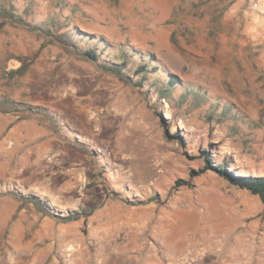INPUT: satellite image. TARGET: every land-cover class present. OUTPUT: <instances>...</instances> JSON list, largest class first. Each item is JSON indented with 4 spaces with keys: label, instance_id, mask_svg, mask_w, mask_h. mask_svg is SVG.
Segmentation results:
<instances>
[{
    "label": "rangeland",
    "instance_id": "rangeland-1",
    "mask_svg": "<svg viewBox=\"0 0 264 264\" xmlns=\"http://www.w3.org/2000/svg\"><path fill=\"white\" fill-rule=\"evenodd\" d=\"M250 1L0 0L20 18L0 15V98L50 114L0 110V264L264 257L263 203L208 167L264 175V19ZM51 16L57 29H33ZM97 36L126 51L124 78L71 43ZM31 118L55 129L50 153L7 139ZM18 162L47 174L9 173Z\"/></svg>",
    "mask_w": 264,
    "mask_h": 264
},
{
    "label": "trees",
    "instance_id": "trees-1",
    "mask_svg": "<svg viewBox=\"0 0 264 264\" xmlns=\"http://www.w3.org/2000/svg\"><path fill=\"white\" fill-rule=\"evenodd\" d=\"M13 5L11 4L9 7H6L4 4H0V15L1 16H8L10 19L14 20H20L19 17H16L12 11ZM55 20L53 19V16L50 17L49 21H45V26H36L33 29L41 30L43 32H50L51 28L55 27ZM57 29V28H56ZM80 32V31H79ZM61 36L64 37V34ZM97 40H95L93 43H87L85 41L80 45L81 41H75L71 42L72 45L76 47V50L79 54H81L83 57L93 60L95 62H99L101 66L105 69L110 70L111 72L119 75L121 78H124V72L123 68L125 66V58L124 53L125 50H122L120 47H116L115 44H110L109 42H106L105 39H103L100 36H97ZM79 42V43H78ZM103 42V45H101ZM90 44V45H89ZM106 49H113L115 52L114 54L109 56V52L105 50ZM108 52V53H107ZM106 53V55H104ZM31 58V57H30ZM30 58L28 56H21L17 57L18 66L15 68H12L11 70L23 75L26 70L29 63ZM121 60V62H119ZM137 73H142L143 76H146L148 70V66L146 64H141L136 67ZM170 84H174L173 79H169ZM0 110L4 112L8 111H31L33 113H41L45 114L47 116H50L48 112H46V109L44 107L40 106H33L21 101H16L11 97L3 96L0 98ZM53 119V117H49ZM208 167H211L212 169L216 170L223 178H225L231 185L238 186L242 189H245L251 194L258 195L259 199L264 205V175H238L231 173L227 171L223 166L222 167H213L210 163ZM33 200L37 208H39L42 212H46L44 209V206L38 202L37 199L34 198ZM68 218H78V214L74 211L72 214H69Z\"/></svg>",
    "mask_w": 264,
    "mask_h": 264
},
{
    "label": "crops",
    "instance_id": "crops-1",
    "mask_svg": "<svg viewBox=\"0 0 264 264\" xmlns=\"http://www.w3.org/2000/svg\"><path fill=\"white\" fill-rule=\"evenodd\" d=\"M55 102H53V107ZM65 115L68 116V113H65ZM7 133V139L13 144V148L19 146L20 143H31L34 140H39V143L35 146L41 151V153L48 151L46 154L50 153V150L55 149L57 145L56 140L60 142V139L56 137L55 129H52L51 126L43 119H41L39 123L37 122V120L32 118L16 122L15 124L7 128ZM33 147L34 146H29L28 148H25L24 151H28V153H30L31 148ZM53 154H58V151L53 152ZM46 165L47 168L53 167L50 166L52 164ZM9 170V173L13 175L22 174L24 178L28 179L33 178L35 175H41L42 179V177L47 174L46 167H42L40 165V167L37 168L35 165H29V163L27 164L20 162L15 163Z\"/></svg>",
    "mask_w": 264,
    "mask_h": 264
},
{
    "label": "built area",
    "instance_id": "built-area-1",
    "mask_svg": "<svg viewBox=\"0 0 264 264\" xmlns=\"http://www.w3.org/2000/svg\"><path fill=\"white\" fill-rule=\"evenodd\" d=\"M263 2H260L258 0H251L250 1V8L254 9V10H258L262 13L263 19H264V6H263Z\"/></svg>",
    "mask_w": 264,
    "mask_h": 264
},
{
    "label": "bare ground",
    "instance_id": "bare-ground-1",
    "mask_svg": "<svg viewBox=\"0 0 264 264\" xmlns=\"http://www.w3.org/2000/svg\"><path fill=\"white\" fill-rule=\"evenodd\" d=\"M215 243V242H214ZM218 244V243H217ZM204 246V245H203ZM209 250V249H208ZM182 251V250H181ZM191 253V252H190ZM189 253V254H190ZM176 255V254H175ZM174 255V256H175ZM188 255V254H187ZM95 260L96 259H92L91 261H90V264H94V262H95ZM102 262H103V259H102V261H101V264H102ZM263 262V264H264V257L263 256H258L257 258H256V260H254V261H247V260H244V261H242L241 263L242 264H246V263H251V264H254V263H258V264H260V263H262ZM89 264V263H88Z\"/></svg>",
    "mask_w": 264,
    "mask_h": 264
}]
</instances>
